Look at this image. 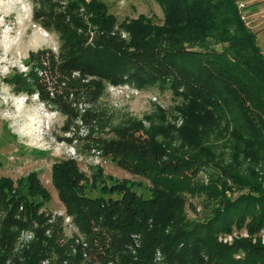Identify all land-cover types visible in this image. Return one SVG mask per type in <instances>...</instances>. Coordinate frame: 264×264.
Instances as JSON below:
<instances>
[{
    "label": "trees",
    "instance_id": "trees-1",
    "mask_svg": "<svg viewBox=\"0 0 264 264\" xmlns=\"http://www.w3.org/2000/svg\"><path fill=\"white\" fill-rule=\"evenodd\" d=\"M71 1L75 7L84 4L92 14L88 21L95 26L79 20L77 11L70 12V23L63 24L65 15L55 8L48 10L59 18V25L70 24L61 30L59 55L48 56L55 81L52 92L60 98L59 107L73 111L75 99L96 103L109 82L134 81L141 87L158 81L169 84L175 95L187 101L183 99L178 109L184 124L192 129L180 144L172 143L166 131L159 136L137 124L116 130L113 137L97 138L103 155L151 180L149 192L140 190V181L106 175L101 165L89 175L75 159L56 162L52 182L78 225L72 236L64 231L62 215L41 210L51 193L37 173L27 177L23 190L13 179L1 177L0 264H183L185 256L195 260L203 251L210 260L232 261L236 246L218 238L246 221L249 205L259 204L262 197L254 191L261 193V189L257 186L235 198L226 197L225 184L219 185L218 178L198 179V169L214 153L203 156L181 147L195 144L203 127L213 126L212 116L203 124L205 115L215 110L244 117L248 113L251 119L244 121V128L233 126V132L239 137L242 130L245 142L249 136L250 141L254 138L252 132L257 133L258 144L248 143L241 151L244 156L249 151L264 156V53L256 31L242 18L236 0H159L169 23L163 38L152 35L155 28L143 18L123 20L116 29L114 16L101 3L90 6L86 0ZM36 59L41 65L45 54ZM43 68L49 66L43 64ZM33 83L44 96L38 76ZM256 111L259 123L255 128ZM180 134L183 137L182 129ZM188 192L214 200L206 214L188 218ZM255 212L246 224L264 223V208ZM26 229L34 236L18 248L20 233ZM243 241L239 247L258 254L256 244L248 241L247 247ZM248 257L256 261L249 252ZM263 262L261 254L256 263Z\"/></svg>",
    "mask_w": 264,
    "mask_h": 264
},
{
    "label": "rangeland",
    "instance_id": "rangeland-1",
    "mask_svg": "<svg viewBox=\"0 0 264 264\" xmlns=\"http://www.w3.org/2000/svg\"><path fill=\"white\" fill-rule=\"evenodd\" d=\"M101 3L108 14H112L116 20L117 26L123 22V20L130 21L132 19L143 18L153 25L155 29L151 32L156 37L163 38L164 28L169 26L166 22V11L164 6L159 0H86L88 4L92 6L93 2ZM243 1V0H236ZM71 0H39L41 8L36 11V19L44 25L45 28H54L61 35V30L69 25H59L58 17H55L49 13V9L55 8L56 11L62 13L65 23H70L69 20L72 18L70 12H76L79 20L84 24H89L90 27L95 25L88 21L92 15L88 13L84 7V4L71 6ZM48 3H52L53 7H49ZM77 4V3H76ZM238 6V5H237ZM239 9V7H238ZM240 11V9H239ZM52 13V12H51ZM60 17V16H59ZM248 20V17H246ZM59 26V27H58ZM66 30V29H65ZM123 36H127L125 30L122 32ZM260 38V37H259ZM62 50L63 39L60 36ZM43 52V53H41ZM38 54H34L35 58L26 60L25 64H31L32 70L28 74V78L20 74H16L13 78L6 80V83L15 84L16 88L14 91L19 92L26 90L29 94L32 93L33 89L40 88L36 83H33L35 76L40 78V84H42L45 91L44 96L40 92L41 100H48L54 105H58L59 97L54 95V76L53 69L50 68L48 56L51 55V51L45 50ZM45 54L44 63H41L36 59L38 55ZM58 56V55H57ZM58 58V57H57ZM47 61V62H46ZM43 64L48 65L49 68L44 70ZM15 71V70H14ZM28 82L30 85H28ZM29 86V88H27ZM59 87V86H58ZM61 90V86L59 87ZM51 90V91H50ZM104 94L100 97V100L96 103H91L83 99H75L72 102V107L75 109L72 111L69 109L68 112L60 110L67 115V120L63 124L61 132H67L73 125L74 120L79 117L85 126L88 127V135L81 137L74 135L72 139H67L68 145H73V141H79L75 145L77 151L82 154V158L75 159L79 163L80 168L87 174L95 171L96 165H101L104 168V172L108 176H112L117 179L140 181L143 185L141 186L145 192H149L153 183L150 179H147L141 175L132 173L130 170L120 166L115 159L113 160L108 155H103L101 150L96 146V140L98 137H113L116 134V130L123 129V127L130 125L144 126L146 129H152L153 133H159L157 135H163L160 132H167L169 135L168 139H171L172 143L186 141L189 135L191 127H187L188 124H184L185 121L182 113L178 107L182 104L183 96H178L173 93V90L169 84L162 82H155L146 84L141 87L138 86L137 82L134 81H121L119 83L109 82L104 89ZM54 96L51 100V97ZM50 92V93H49ZM185 101V99H184ZM187 102V101H185ZM90 105L87 109L81 113V107ZM59 106V105H58ZM209 112V111H208ZM212 112V111H210ZM216 112L215 114H213ZM210 115H205L201 118L204 125L208 123L210 116H212V123L209 129L203 127L201 133L195 144L185 143L181 150L193 151L207 155L209 151L214 153L211 160L203 163L202 169H198V179L201 182L209 181L210 175L218 178L219 185L225 184L224 193L226 197H237L238 195L253 190L257 186L261 189L262 194L258 200L259 204L251 203L248 208V217L242 224L238 222L236 226H233L231 231L224 232L219 236V240L234 244L233 260L229 259L225 261H213L210 260L209 256L203 251L201 252L200 258L191 259L189 256L184 257L183 264H257L258 256L263 254L264 256V223L262 225L257 224L256 221H252L250 231L248 221H251L253 212H262L264 208V156H261L255 152L253 155L249 151L248 155L242 154V148L244 145L250 143L251 146L258 144L256 140L255 132H252L254 138L250 141L249 136L247 142H245V136L243 131L240 130V136L237 137L233 132V126H238L241 129L244 128V121H249L251 115L248 113L246 117L234 115V114H223L222 111H214ZM257 112V111H256ZM207 113V112H206ZM259 112L252 119L253 126L256 128L259 123L257 116ZM227 120H230L228 125ZM183 124V125H182ZM182 129L183 137L180 132ZM79 125L76 126V131L79 133ZM162 137V136H161ZM57 140H64L65 137L58 135ZM180 144V143H179ZM95 150V151H93ZM181 150L179 151L181 153ZM88 157H94L89 160ZM59 160L54 158L49 152L37 151L35 149L27 148L24 144L17 142V138L12 135L7 127V124L0 122V178L9 177L16 181V185L24 189L23 184L27 181V177L35 172L44 183L45 187L48 188L51 193V199L46 202L44 206H41V210H46L54 215H62L64 217V231L67 236L75 235L78 232V225L73 220L65 209L64 204L59 198L57 188L52 182L53 165ZM241 178L244 185L241 183ZM241 179V180H240ZM240 180V181H239ZM224 186V185H223ZM207 195L195 194L188 192L186 194L187 200V216L190 219H196L206 214L209 211L208 207L214 203V200H208ZM253 199V198H252ZM256 200V199H254ZM255 212V214H256ZM31 230H23L18 238L17 247H22L26 243L30 242ZM245 239L246 246L248 247L249 242L256 244L255 251L249 252L251 259H256L255 262H251L248 257V252L245 248L239 247ZM248 243V244H247ZM250 246V245H249ZM252 255V256H251ZM111 263V262H110ZM182 263V262H181ZM258 264H264L258 263Z\"/></svg>",
    "mask_w": 264,
    "mask_h": 264
},
{
    "label": "clouds",
    "instance_id": "clouds-1",
    "mask_svg": "<svg viewBox=\"0 0 264 264\" xmlns=\"http://www.w3.org/2000/svg\"><path fill=\"white\" fill-rule=\"evenodd\" d=\"M40 8L39 0H0V122L6 123L17 142L27 148L49 152L57 159L82 158L75 147L79 141L67 144V139L74 135H88L89 129L79 117L67 132H61L68 117L58 105L41 100L39 89H33L31 94L26 90L16 92L15 84L5 82L16 74L28 78L32 65L24 62L34 54L50 49L52 54L59 55L60 33L54 28H45L36 19ZM73 75L79 73L73 72ZM87 107L90 105L82 106L81 113ZM58 135L65 139L57 140Z\"/></svg>",
    "mask_w": 264,
    "mask_h": 264
},
{
    "label": "crops",
    "instance_id": "crops-1",
    "mask_svg": "<svg viewBox=\"0 0 264 264\" xmlns=\"http://www.w3.org/2000/svg\"><path fill=\"white\" fill-rule=\"evenodd\" d=\"M244 1L247 3L248 26H251L256 31L259 44L264 53V0Z\"/></svg>",
    "mask_w": 264,
    "mask_h": 264
},
{
    "label": "built area",
    "instance_id": "built-area-1",
    "mask_svg": "<svg viewBox=\"0 0 264 264\" xmlns=\"http://www.w3.org/2000/svg\"><path fill=\"white\" fill-rule=\"evenodd\" d=\"M237 5L240 9L242 18L245 20V22L247 24H249V21L246 18V17H248V15L246 13V5H247L246 1H244V0L243 1H237Z\"/></svg>",
    "mask_w": 264,
    "mask_h": 264
}]
</instances>
